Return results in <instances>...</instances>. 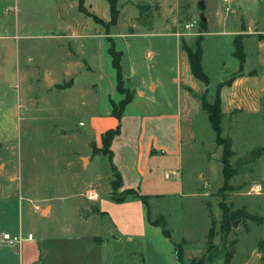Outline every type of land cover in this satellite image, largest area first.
Instances as JSON below:
<instances>
[{"label": "rangeland", "instance_id": "obj_1", "mask_svg": "<svg viewBox=\"0 0 264 264\" xmlns=\"http://www.w3.org/2000/svg\"><path fill=\"white\" fill-rule=\"evenodd\" d=\"M263 5L264 0H119L118 16L131 20L129 31L176 32L180 44L192 49L200 42L210 80L205 99L212 104L216 84L238 59L232 37L202 33L216 31L218 19L226 30L241 29L243 21L264 29ZM56 15L51 0H0V211L12 215L9 233L33 235L17 253L0 244L2 264H179L171 240L183 239L184 264H223L227 253L228 264H248L253 256V264H264V115H221L220 135L230 140L233 153L227 188L222 147L202 109L193 121L194 142L182 145L181 174L166 179L160 169L158 192L147 205L129 194L117 201L112 161L95 150L91 133L92 117L109 106L113 68L107 44L96 53L87 39L50 37ZM168 40L160 57L147 59L151 66L176 62L175 37ZM85 58L97 63L95 72ZM67 73L75 78L71 90ZM108 123L97 126L116 127ZM89 189L97 191L96 200L87 199ZM220 202L235 213L227 235L220 228ZM158 218L167 222L171 239L150 222Z\"/></svg>", "mask_w": 264, "mask_h": 264}, {"label": "crops", "instance_id": "obj_2", "mask_svg": "<svg viewBox=\"0 0 264 264\" xmlns=\"http://www.w3.org/2000/svg\"><path fill=\"white\" fill-rule=\"evenodd\" d=\"M51 1L57 15L50 20L53 28L47 30V35L57 40L87 39L94 46L96 53L99 52V47L102 50L103 43L107 44L108 48V37H110L115 48L122 52L120 58L122 74L125 86L132 90L133 97L122 113L120 131L111 141V161L120 174L119 190L133 189L139 195H145L149 199L158 192L155 179L160 169L164 170L166 179L171 177L175 179L177 174H181L179 168L182 160V145L195 140L193 121L196 114L204 110L202 96L206 93V89L210 88V80L209 84L205 85L194 77L187 52L182 48L176 32H167L161 28L150 31L137 28L135 31H129L126 26L131 24V20L119 16L116 23L110 25L107 30L105 25L96 22L92 16L79 10V0ZM84 6L103 22L110 21L107 0H84ZM261 13H263L262 8ZM159 24L163 25V22ZM214 26L216 31H204L203 36L209 33L226 35L232 37L233 42L234 37L241 34L245 54L242 67L240 68L238 60L228 77L220 79L216 84L217 88L219 83L234 76L229 84H223L219 88L222 116L264 115V29L255 27L254 23L247 25L243 21L240 25L241 29L226 30L223 27L224 19L215 21ZM170 36L175 37L176 62L164 67L158 64L151 66L147 59L160 57ZM151 38L157 39V44L151 43L149 40ZM84 42L82 40L78 47L81 52V49L85 47L86 42ZM232 53L234 55V50ZM87 59H84L86 68L95 72L97 63ZM71 68L72 63H69L68 69L71 70ZM67 76L71 77L69 87L71 90L75 86V78L69 73ZM106 90L109 106L103 113L92 117L91 133L97 148L101 147V135L106 130L104 127H98L97 121L104 120L109 122L108 126L110 124V127H114L117 120L111 114L110 102H118L123 98V94L116 90L114 69L113 79L109 80ZM0 216L1 234L8 232L6 228L11 227L12 215L0 211ZM115 238L118 240L121 236H115ZM32 239L33 235L31 239L23 242ZM0 244L4 245L1 241ZM1 248L3 247L0 246ZM11 249L14 253L19 252V248Z\"/></svg>", "mask_w": 264, "mask_h": 264}, {"label": "trees", "instance_id": "obj_3", "mask_svg": "<svg viewBox=\"0 0 264 264\" xmlns=\"http://www.w3.org/2000/svg\"><path fill=\"white\" fill-rule=\"evenodd\" d=\"M118 1L119 0H107L110 8V21L108 22H103L98 16L95 14H92L89 12L85 6H84V0H79V10L84 12L87 15H90L93 17V19L98 22L102 23L105 25L106 29L109 30L110 25H113L116 23L118 15H119V8H118ZM202 24L205 25V22H202ZM242 38L243 35L238 34L234 37L233 40V45H234V55L240 62V68L242 67L245 59V54L243 50V43H242ZM109 41V46L107 48V52L111 57V65L113 69L115 70V78H116V90L123 94V98L120 99L118 102L111 101V114L118 119L120 122L122 113L124 111L125 106L127 105L128 102L131 101L133 97V92L129 88L125 86V81L124 77L122 74V68L120 64V58L122 56V52L120 50H117L114 46L113 40L108 37ZM182 48L187 52L188 59H189V65L191 68V72L194 75L195 78L198 80L202 81L205 85L209 84V79L207 74L204 72L201 64V54H202V45L200 42H197L195 44V48L192 49L189 46H186L182 44ZM234 76H231V78L225 80L224 82H221L217 85L216 91H215V97H214V102L211 104L205 99V94L202 96V108L207 112L208 114V119L211 124L212 129L214 130L216 134V142L218 145H221V157H220V162L222 164V175H223V185L222 188H227L228 186V181L231 177V165H230V157L233 154L231 147H230V140L226 137H222L220 135L221 132V126H220V121H221V109H220V98H219V88L223 84H229L231 80L233 79ZM116 125L114 129H108L104 131L101 135V147L100 148H95L96 151L104 152L109 156V159L111 161V149H110V144L112 139L114 138L115 135H117L120 131V123ZM112 165V164H111ZM112 168L115 172V181H111V185L113 187L114 195L117 201H121L124 199V195H133L140 197L142 201L147 205V196L145 195H139L135 190L133 189H125L123 191L118 192L117 190L121 186V178L120 174L114 166L112 165ZM220 206L222 209V218H221V224L220 228L223 232L224 235H227L229 226H230V220L231 218L234 217L235 213L231 212L228 207L224 204V202H220ZM147 214L149 216V210H147ZM149 218V217H148ZM150 220V219H149ZM151 223L161 225L162 226V233L169 239H171V233L170 230L167 228V222L162 219L158 218L156 220H150ZM213 230L210 229L209 231V236L212 237L213 235ZM176 259L179 264H184L183 262V243H185L184 239L181 240L180 242H173L171 240ZM231 258V254L227 253L225 260L223 264H228L229 260ZM211 260V258H210Z\"/></svg>", "mask_w": 264, "mask_h": 264}, {"label": "built area", "instance_id": "obj_4", "mask_svg": "<svg viewBox=\"0 0 264 264\" xmlns=\"http://www.w3.org/2000/svg\"><path fill=\"white\" fill-rule=\"evenodd\" d=\"M225 2H231L232 0H223ZM195 24V21L185 24L184 28L186 30L191 29ZM86 197L89 200H96L98 198L97 191L95 189H89L86 191ZM31 233H27L25 237H22L19 233L11 234L9 232H2L0 234V241L4 245L11 247V248H18L20 244L25 241L31 239Z\"/></svg>", "mask_w": 264, "mask_h": 264}, {"label": "water", "instance_id": "obj_5", "mask_svg": "<svg viewBox=\"0 0 264 264\" xmlns=\"http://www.w3.org/2000/svg\"><path fill=\"white\" fill-rule=\"evenodd\" d=\"M200 7H201V9L203 8V4L202 3H200ZM262 12H263V17H264V7H262ZM200 21H202V22L206 21V18L204 17L203 13L200 14ZM45 80H46V82L50 81V79L47 78V77H45ZM13 249H16V248H13ZM254 257L255 256H253V258L250 260V262L248 264H253Z\"/></svg>", "mask_w": 264, "mask_h": 264}]
</instances>
